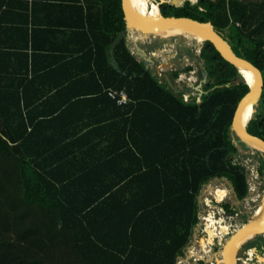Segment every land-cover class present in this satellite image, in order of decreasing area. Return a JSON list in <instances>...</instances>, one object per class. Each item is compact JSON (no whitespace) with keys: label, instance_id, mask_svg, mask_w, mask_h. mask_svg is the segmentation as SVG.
<instances>
[{"label":"trees","instance_id":"obj_1","mask_svg":"<svg viewBox=\"0 0 264 264\" xmlns=\"http://www.w3.org/2000/svg\"><path fill=\"white\" fill-rule=\"evenodd\" d=\"M80 3L89 46L77 55L80 77L40 92L38 73L12 91L0 85V264H177L197 222L201 187L225 179L236 199L248 192L230 132L248 87L204 41L205 69L216 77L207 78L215 80L199 102L185 100L128 49L120 0ZM158 7L163 16L209 22L260 70L263 89L247 131L264 139V0ZM110 90L123 91L127 103ZM95 105L112 107L116 119L105 147L80 133Z\"/></svg>","mask_w":264,"mask_h":264},{"label":"crops","instance_id":"obj_2","mask_svg":"<svg viewBox=\"0 0 264 264\" xmlns=\"http://www.w3.org/2000/svg\"><path fill=\"white\" fill-rule=\"evenodd\" d=\"M3 1L5 6H2L0 10V85H9L11 88L7 86V91L10 89L12 91V84L17 85L21 77L30 78L35 75L34 73H38L40 77H43L40 79L43 85L41 83L38 85L40 92L42 87L52 86L64 77H80V74H74L75 71L81 69V62L77 59V55L81 48L89 47L81 36L79 12L81 0ZM125 41L126 45L129 44L130 48L138 52V55L140 53L146 56L144 49L130 40L127 31H125ZM137 54L134 55L137 57ZM145 56L143 60L146 67L150 68L153 74H158L157 79L160 83L163 82L162 74L166 72L165 69L155 70L152 66L154 55L146 59ZM172 90L177 93L176 90ZM90 97L96 98L98 94ZM74 106L71 108L75 111L73 115H76L81 109ZM90 109L92 114L82 120L87 125L80 133L89 132L87 136L94 141L92 143L105 147L109 144L107 137L111 131L110 124L116 121L111 116L112 107L102 108L95 105Z\"/></svg>","mask_w":264,"mask_h":264},{"label":"rangeland","instance_id":"obj_3","mask_svg":"<svg viewBox=\"0 0 264 264\" xmlns=\"http://www.w3.org/2000/svg\"><path fill=\"white\" fill-rule=\"evenodd\" d=\"M161 1L162 3L179 7L186 1L189 2V4L194 5L198 0H148V4L157 5L161 3ZM133 36L136 37V43L140 48L144 49V53L146 54L145 59L149 52H155V55L152 58L154 61L152 66L157 71L165 69V73L169 74L171 81L173 82V89L176 90V92H183V95H186V97L189 96L190 98H187V100L197 97V91L194 86H198L203 79H206V77L202 76V69L211 66L203 57V54L206 53L204 49V41L198 43L193 39L184 38L182 36H175L167 39L153 36L151 34L147 35V37H143L144 39H142V37L140 38L138 34H133ZM165 62L167 64H164ZM240 79L243 81L241 77ZM253 116L254 113L252 117ZM231 138L237 143V146L240 149H238V153L234 155L233 162L243 165L247 171L248 192L243 198L236 199L231 193L229 182L225 179H211L203 188H201L199 196L200 199L203 200L199 203V209L197 211V222L194 226L196 230L193 229L196 236L194 237L192 234L187 244L190 245V242H192V246L195 247V250L198 253H203L207 250V253L203 256L205 259L200 261V264H215L214 262L217 261L215 258H212L209 261V256L212 251L218 249V245L215 244L217 243L216 237L218 236H214L213 239L210 237L211 235L209 232H205L206 225L203 217L209 213V208L211 207L213 209L214 214H210L213 215V218L214 216L218 219L222 217L224 220V224H222L225 225L226 228L223 237L227 239L231 234L233 227L246 223L250 213L254 210L257 204V200L260 198L264 190V166L263 172L261 173L259 171L261 161L264 160V155L259 151L250 149L243 142H240L234 133H231ZM218 190L220 192L217 193ZM217 194L223 195L218 196ZM225 205H227V209L225 208ZM210 231L213 234L214 228ZM185 247L183 254L181 255L183 258H185V254L187 253ZM250 247L256 248L255 252H259V254L256 255L255 253H249V255H247L246 252H248ZM263 251L264 234H257L251 240L244 243L238 250L236 256L243 258L242 260L244 261L241 262L239 259L237 264H264V260L262 259L264 257L262 254L264 253H260ZM247 257L251 258V260H245ZM235 259L237 260L236 257Z\"/></svg>","mask_w":264,"mask_h":264},{"label":"water","instance_id":"obj_4","mask_svg":"<svg viewBox=\"0 0 264 264\" xmlns=\"http://www.w3.org/2000/svg\"><path fill=\"white\" fill-rule=\"evenodd\" d=\"M120 4H121L122 12H123V19L125 22V31L129 32L131 41H132V39H133V42H136V40H137L136 37L133 36V34H138V36L140 38L142 37V39H144L143 37H147V35H149V34H151L153 36H157V35H155V33L157 31H159L161 29H165L167 27H177V26L190 27V28H193V29L199 31L200 33H202L205 37L204 41L209 42L213 46V48L219 53L221 58L224 61H226L227 63L231 64L235 68L237 73H238V71H237L238 66H242V67H245L246 69L250 70L254 74V77H255V81H254V84L252 86H249L247 84V82L243 79V77L238 73V75L243 79L244 83L247 85L248 90L239 99V101L235 107L233 117H232V121H231V125H230V132L234 133V135L244 144H246L245 141L252 140V141L259 143V145H261L264 148V139L251 134L250 132L247 131V128L246 129L241 128L240 125L237 123L238 115H239L240 111L242 110V108L246 102L252 101L253 113L256 112V108L258 107L259 99L261 97V93H262V89H263L262 74H261L260 70L256 66H254L251 62L244 59L243 57L236 55L231 50L229 44L224 39V33L221 30L215 29L214 27H212V25L209 22H201V21H198V20L192 19L190 17H186V16H180V17L163 16L161 14H158L159 17H144V16H140V15H137L136 13H134L130 9L129 5L127 4V0H120ZM173 6H175V5H173ZM222 42L227 43L228 48H225L222 45ZM127 45L129 47V44H127ZM132 49H133L132 47L131 48L129 47L130 52ZM135 53L137 54L138 52L135 51ZM144 56H145L144 54L142 55L139 53V55L137 57H138V59H143ZM148 56H150V55H147V57ZM162 75L164 77V81L166 82V84L171 89H173V83L170 80V77L168 76V74L163 73ZM157 76H158V74H157ZM202 83L203 84L205 83V79H203L202 82H200L198 84V86H197L198 89H201ZM197 101L198 102L200 101L199 96L197 98ZM233 142L237 146V143L234 140H233ZM238 149H239V147H238ZM229 187H230L232 195L234 197H236L234 187L232 186V184L230 182H229ZM198 202L199 203L201 202L200 196H199ZM247 224H248L247 222L244 223L243 226L241 227V229L239 230V232L241 230H243L244 228H248L249 226ZM194 229L196 230V228H194ZM261 230L264 231V227H263V229L260 228L259 232H257L256 235L257 234H259V235L264 234ZM234 235L235 234H231L227 238L228 241ZM193 236L194 237L196 236L195 231H193ZM188 248H189V245H187L185 247L186 250ZM180 257L181 256H177L178 259ZM223 264H229L228 253H226V252H224V255H223Z\"/></svg>","mask_w":264,"mask_h":264},{"label":"bare ground","instance_id":"obj_5","mask_svg":"<svg viewBox=\"0 0 264 264\" xmlns=\"http://www.w3.org/2000/svg\"><path fill=\"white\" fill-rule=\"evenodd\" d=\"M127 4L129 5L130 9L137 15L144 17H159L158 16V14H160L159 7L155 4H151V2H150L151 5H149L148 0H127ZM155 35L163 39H167L175 36H182L184 38L193 39L198 43H202L205 40V37L202 33H200L199 31L193 28L184 27V26L167 27L165 29H161L157 31ZM222 45L225 48H228L227 43L222 42ZM237 71L242 75L243 79L247 82L249 86H252L254 84L255 77L250 70L246 69L245 67L238 66ZM252 115H253V104L252 101H248L245 103V105L243 106L242 110L238 115L237 123L240 125L241 128L246 129L247 123L252 118ZM245 143L250 149L259 151L260 153L264 154V148L261 145H259V143L252 140L245 141ZM218 192L220 191L218 190L217 193ZM217 195L222 196L221 194H217ZM210 214H214L213 209L211 207L209 208L208 215L205 216V218H203V220H205V225H206L205 231L209 232V234L211 235L210 237L212 238L214 236H218L217 242H219L222 239L221 238L223 232L222 230H224L226 226L223 225L224 220L222 219V217L218 219L217 217L214 216L213 218V215ZM247 223L249 227L244 228L240 232L239 230L241 229L243 224L236 225L235 227H233L232 234L235 235L229 241L228 239H226V241L223 243L222 248H224V252L228 253L229 264H237L235 261V257L238 250L241 248V246L244 243L251 240L256 235V233L259 232L260 228L263 229L264 227V190L260 198L257 200V204L254 210L249 215ZM212 228H214L213 234L210 231ZM262 232L264 233V231ZM262 259L264 260V257ZM181 261H183L184 263H181ZM218 261L220 260L217 259V261L214 263L218 264ZM176 262L177 264L180 263L186 264L185 258H183L182 256L179 259L176 258Z\"/></svg>","mask_w":264,"mask_h":264},{"label":"built area","instance_id":"obj_6","mask_svg":"<svg viewBox=\"0 0 264 264\" xmlns=\"http://www.w3.org/2000/svg\"><path fill=\"white\" fill-rule=\"evenodd\" d=\"M161 3H162V1H161ZM160 4V3H159ZM158 4V5H159ZM131 53L132 54H135V51H134V49H132L131 50ZM149 54L150 55H155V52H149ZM148 54V55H149ZM108 95L110 96V97H112V98H116V101H117V103L118 104H125V103H127V100H128V98H127V96H126V94L123 92V91H112V90H110V91H108ZM183 98L185 99V100H187V98H188V96L186 97V95H183ZM206 215H208V214H206ZM205 215V216H206ZM205 216L203 217V218H205ZM206 232V231H205ZM204 232V233H205ZM206 234V233H205ZM228 234H230V233H228ZM231 234H232V232H231ZM230 234V235H231ZM229 235V236H230ZM217 238V241H218V237H216ZM223 238L224 237H222V239H221V241H219V242H217V243H215V244H217L218 245V249L217 250H214V251H212V253H211V255L209 256V261L213 258H215L216 260L217 259H220V258H222V255H221V252H220V249L222 248V246H223V243H224V241L226 240V238H224V240H223ZM213 239H214V237H213ZM212 239V240H213ZM211 243V242H210ZM220 243H222V244H220ZM206 244V243H205ZM212 244V243H211ZM250 248H252V247H250ZM254 249V252L256 251V248H253ZM263 249V248H262ZM207 253V250L206 251H204L203 253H198L196 250H195V247L194 246H192V242H191V244L189 245V248L187 249V253L185 254V263L186 264H200V261H203L204 259H205V257H203L205 254ZM210 253V252H209ZM256 253V252H255ZM261 254L262 253H264V251L263 252H260ZM246 254L248 255V252H246ZM257 254H259V252L257 253ZM262 256H264V254H262ZM249 257V256H248ZM247 257V258H248ZM238 258V257H237ZM181 263H184L183 261H181ZM180 263V264H181ZM211 264V263H210Z\"/></svg>","mask_w":264,"mask_h":264},{"label":"flooded vegetation","instance_id":"obj_7","mask_svg":"<svg viewBox=\"0 0 264 264\" xmlns=\"http://www.w3.org/2000/svg\"><path fill=\"white\" fill-rule=\"evenodd\" d=\"M157 6H158V4H157ZM200 67H201V66H200ZM202 70H203V71L201 72V73H202V76H203V77H206V79H205V83H204V84L202 83V87H201V89H198V88H197V85L194 86V87H195V90L197 91V97H195L196 99L198 98L199 94L203 92V90H204V87H203V86H206V85H207L206 83H208V82H210V81L214 82L213 79H207V78H208V77H216V76H214L213 74L208 73L206 69L203 68ZM238 73H239V72H238ZM204 91H205V90H204ZM198 93H199V94H198ZM250 214H251V213H250ZM247 221H248V220H247ZM247 221H246V222H247ZM224 230H225V229H224ZM224 230H222L223 232H222V236H221V238L224 236ZM220 252H221L222 258L219 259L220 261H218V264H220V263L223 264L224 248H221V249H220ZM222 253H223V254H222ZM249 253H253V254H254V253H255V252H254V249H253V248H250V249L248 250V255H249ZM255 254L258 255L257 253H255ZM237 257H238V256H236V258H237ZM239 259H240L241 262L244 261V260H242L243 258L238 257L237 260L235 259V260H236V263H237V261H238ZM247 259H248V260H247ZM249 259L251 260V258H245V260H247V261H250ZM242 264H243V263H242Z\"/></svg>","mask_w":264,"mask_h":264}]
</instances>
